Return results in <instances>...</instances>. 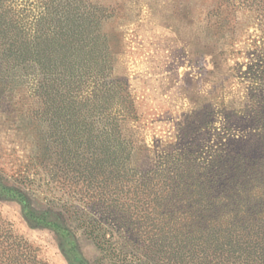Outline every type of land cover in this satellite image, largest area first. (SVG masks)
Segmentation results:
<instances>
[{
    "label": "rangeland",
    "instance_id": "1",
    "mask_svg": "<svg viewBox=\"0 0 264 264\" xmlns=\"http://www.w3.org/2000/svg\"><path fill=\"white\" fill-rule=\"evenodd\" d=\"M32 1H21L22 8H32ZM89 1L112 15L104 23L111 45H119L111 76L130 96L136 120L122 125L121 133L108 129L104 111L98 117L92 112L105 101L90 94L88 83L75 94L76 115L67 112L69 101L58 98L56 112L43 116V103L31 96L24 71L3 67V182L26 192L37 209L60 213L90 264L111 262L89 237L91 228L107 231V237L113 233L117 244L125 241L126 264H247L249 259L248 264H264V225H158L161 235H155V225H130L151 231L140 242L147 248L140 249L128 239L125 225H104L107 214L94 204L106 180L116 182L101 162L108 130L116 132L113 143L124 138L130 143L128 159L113 166V175L122 168L130 181L161 162H203L250 138L248 116L264 111V97L252 95L251 81L239 75L260 44L257 12L239 8L226 18L217 0ZM75 120L92 128L79 131ZM93 159L100 164H90ZM154 244L163 245L161 263ZM9 248L16 250L10 253L13 264H70L53 229L32 225L17 201L0 198V254Z\"/></svg>",
    "mask_w": 264,
    "mask_h": 264
},
{
    "label": "trees",
    "instance_id": "2",
    "mask_svg": "<svg viewBox=\"0 0 264 264\" xmlns=\"http://www.w3.org/2000/svg\"><path fill=\"white\" fill-rule=\"evenodd\" d=\"M21 1L28 0H0V81L6 79L4 68L23 70L31 96L43 103V116L56 112L58 98L69 101L67 112L76 115L79 110L73 107L75 94L82 83H88L90 94L105 101L101 107H93L94 117L104 111L107 128L121 133L122 125L136 120V111L130 96L122 93L123 87L111 76L112 56L118 52L119 45H111L104 23L112 15L89 0H33L30 4L33 7L27 9L22 8ZM216 2L226 18L239 8L257 12L262 30L260 44L247 68L240 69L239 76L251 81L252 95L263 98L264 0ZM261 109L248 116L250 138L246 142L236 140L241 146L220 148L199 163L190 159L176 164L161 162L131 181L124 180L127 172L122 168L113 175L114 164L128 159L125 154L130 143L126 138L113 143L116 140L111 137L116 132L108 130L106 161L101 162L109 168V178H116V182L106 180L104 191H97L98 201L94 203L100 204L103 214H107L104 225H125L122 229L129 234L127 238L134 240L140 249L147 248L140 242L151 231L131 229L130 225H155V235L164 234L158 225H198L204 229L211 225H264V111ZM94 123L95 120L91 124ZM72 125L77 130L80 128L79 131L86 125L91 127L79 120ZM116 147L120 149L117 151ZM90 164L100 162L93 159ZM0 198L17 201L32 225L53 229L70 264H90L60 213L37 209L26 192L5 184L1 175ZM99 232L91 228L88 235L111 259L109 264H126L122 258L125 241L117 244L119 240L113 233L107 237V231ZM256 240L261 241L257 236ZM263 245L264 237L260 247L264 248ZM152 248L157 251V263H161L163 245L154 244ZM14 252L13 248L3 251L0 264H13L9 258Z\"/></svg>",
    "mask_w": 264,
    "mask_h": 264
}]
</instances>
